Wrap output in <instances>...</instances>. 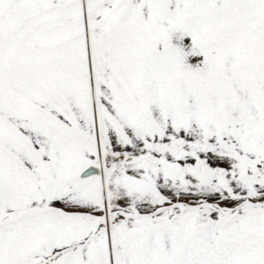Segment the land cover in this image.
<instances>
[{"label": "snow or ice", "instance_id": "obj_1", "mask_svg": "<svg viewBox=\"0 0 264 264\" xmlns=\"http://www.w3.org/2000/svg\"><path fill=\"white\" fill-rule=\"evenodd\" d=\"M0 264H264V0H0Z\"/></svg>", "mask_w": 264, "mask_h": 264}]
</instances>
